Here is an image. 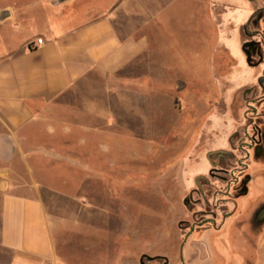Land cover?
Masks as SVG:
<instances>
[{"label": "rangeland", "instance_id": "obj_1", "mask_svg": "<svg viewBox=\"0 0 264 264\" xmlns=\"http://www.w3.org/2000/svg\"><path fill=\"white\" fill-rule=\"evenodd\" d=\"M5 5L50 23L65 19L67 28L111 14L121 39L139 48L119 73L92 74L62 98L49 113L62 119V132H33L30 162L57 263L140 264L148 256L146 264H264V226L250 231L243 214L253 198L239 201L221 231L187 238L179 228L190 220L183 200L208 149L192 161L194 146L202 137L222 146L245 118L262 114L264 59L249 64L243 47L260 41L264 53V0ZM11 260L0 245V264Z\"/></svg>", "mask_w": 264, "mask_h": 264}, {"label": "crops", "instance_id": "obj_2", "mask_svg": "<svg viewBox=\"0 0 264 264\" xmlns=\"http://www.w3.org/2000/svg\"><path fill=\"white\" fill-rule=\"evenodd\" d=\"M32 17L0 7V245L12 253L10 264H58L30 162L33 132H62V119L49 116L62 98L92 74L119 73L139 48L121 39L111 14L69 28L65 19Z\"/></svg>", "mask_w": 264, "mask_h": 264}, {"label": "flooded vegetation", "instance_id": "obj_3", "mask_svg": "<svg viewBox=\"0 0 264 264\" xmlns=\"http://www.w3.org/2000/svg\"><path fill=\"white\" fill-rule=\"evenodd\" d=\"M247 42L252 57H259L262 61L264 53L260 41ZM244 121L228 135L222 146L210 148L212 142L203 137L194 146L192 161H195V152L208 149L203 163L196 161L199 172L190 179L183 200L190 220L181 221L179 228L188 232L187 238L196 233L221 231L228 219L237 214L239 201L249 197L254 203L246 207L243 214L249 217L250 231L258 232L264 226V108L261 116L245 118ZM260 161L262 165H258ZM230 204L234 205L233 210H230ZM243 214L239 213L238 217Z\"/></svg>", "mask_w": 264, "mask_h": 264}, {"label": "water", "instance_id": "obj_4", "mask_svg": "<svg viewBox=\"0 0 264 264\" xmlns=\"http://www.w3.org/2000/svg\"><path fill=\"white\" fill-rule=\"evenodd\" d=\"M248 45H250V43H245L244 44V47H243V49H244V51H245V53H246V55H247V62L249 63V64H251V61H252V53L249 51V50H247V46ZM144 259H146L147 261H151L152 260V258L151 257H148V256H144L142 259H141V261H140V264H145V260Z\"/></svg>", "mask_w": 264, "mask_h": 264}, {"label": "trees", "instance_id": "obj_5", "mask_svg": "<svg viewBox=\"0 0 264 264\" xmlns=\"http://www.w3.org/2000/svg\"><path fill=\"white\" fill-rule=\"evenodd\" d=\"M260 83H261V84H264V77H261V78H260ZM164 260H165V263H164V264H167V259L164 258Z\"/></svg>", "mask_w": 264, "mask_h": 264}, {"label": "built area", "instance_id": "obj_6", "mask_svg": "<svg viewBox=\"0 0 264 264\" xmlns=\"http://www.w3.org/2000/svg\"><path fill=\"white\" fill-rule=\"evenodd\" d=\"M41 40H39L38 42H40Z\"/></svg>", "mask_w": 264, "mask_h": 264}]
</instances>
